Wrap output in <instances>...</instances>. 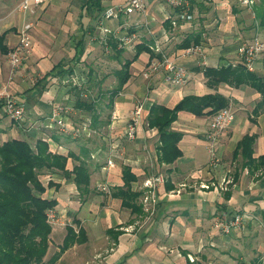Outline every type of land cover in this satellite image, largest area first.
Wrapping results in <instances>:
<instances>
[{"label": "crops", "instance_id": "crops-1", "mask_svg": "<svg viewBox=\"0 0 264 264\" xmlns=\"http://www.w3.org/2000/svg\"><path fill=\"white\" fill-rule=\"evenodd\" d=\"M213 1L210 5L214 6V11H230L237 29L243 31L237 32L243 37L251 36L250 27L239 25L243 19L239 11L248 12L240 6L239 0ZM20 2L0 0V89L8 85L11 93L27 104L28 111L24 122L16 124L0 109V145L12 139H24L35 146L37 140L48 141L49 135L55 134L61 138L60 142H49L52 150L58 153L80 151L84 145L88 147L86 143L73 147L78 144L76 140L79 138L63 135L54 123L53 110L57 107L66 109L68 104H74L77 91L84 90L86 94L83 97L89 98L90 87L87 88V85L76 92L73 89L75 87L71 79L74 73L67 78L62 75L68 70L77 72L80 64L88 69V76L91 69L98 71L97 65L94 66L96 49L89 45L88 38L96 35V38L101 39L105 29L120 34L140 31L149 43L146 40L142 43L141 40L136 43L135 50L139 43L150 47L152 41H158L164 52L192 75L186 86L170 87L163 75L146 78L145 68L142 72L145 80L135 78L132 82V75L125 89L114 98L112 118L115 117L116 121L112 125L114 140H111L113 148L110 147L109 155L113 156V163L107 161L99 164L102 165L99 170L107 172H104L106 184L113 189L107 193L111 198L109 206L89 205L81 197L74 198L70 194L76 192L79 195V191L67 184L61 173L48 175L51 181L60 185L59 189L53 188L47 193L58 201L56 210L61 215L53 225L50 239L61 234L62 245L67 225L73 223L75 229L78 227L74 219L79 221V227L85 230L87 237L85 243L73 246L61 258L76 249L75 252H82L80 259L94 257L91 261L86 260V264H264V167L260 166L257 170L255 166L248 167L247 160L235 155L238 144L245 136H255L253 158L258 160L264 155V112H255L261 96L247 86L209 83L204 75L207 67L215 68L222 62L233 61L227 59L226 45L206 43L210 57L207 67L199 66L193 58L184 57L181 45L185 39L202 34L204 42H207L211 34L205 28L199 31L190 21L178 20L179 27H173L172 21L178 13L159 1H148L145 13L122 17L120 20H107L103 16L109 7L121 0H74L72 4L52 0L41 7H33L26 14L17 12ZM207 5H198L203 10L199 17L206 18L211 12ZM261 9H264V0H256L255 10ZM27 22L34 25L31 32L32 52L13 82L8 83L11 71L8 55L17 45L20 29ZM147 30L151 35H148ZM258 30L254 31L257 33ZM222 35L223 40L228 36L225 33ZM80 52L83 55L82 62L76 63ZM113 54V60L117 62L116 52ZM143 54L147 56L148 63L149 54ZM255 73L264 76V60L257 63ZM147 80L150 81L146 83ZM109 92L101 96L108 97L110 104ZM216 93L229 100V108L235 115L232 125L218 139L220 164L211 167L206 152L207 132L215 115L196 116L189 112H180L178 120L172 125L173 131L183 135L179 143L181 157L170 165L159 164V137L156 130L150 129L147 124L151 106L155 103L172 109L185 97ZM142 103L144 108L141 120L135 126V139L129 140L124 135L128 126L125 127L131 123L134 109ZM62 115L69 117L73 125L79 126L74 118L84 114L74 107L63 111ZM84 116L86 120L89 118ZM90 129L97 132L91 126ZM106 145L108 143L103 145L104 149L108 150ZM124 165L129 166L138 178L133 184L134 191L142 189L140 184L147 180L163 177V183H155L154 188L145 187L138 191L143 193L141 201L146 198L144 193L152 195L153 192L154 196L155 204L144 220L142 215L132 214L131 210L123 208L122 200L113 196L114 189L123 186ZM73 167L74 161L69 160L68 168ZM93 181L92 175V190L88 197L93 194ZM112 202L118 205H111ZM236 214H247L253 221L231 236L220 234L216 223L219 220L228 221ZM97 227L101 229L97 231ZM259 232L261 238L258 237ZM103 253L106 256L101 259Z\"/></svg>", "mask_w": 264, "mask_h": 264}, {"label": "trees", "instance_id": "trees-1", "mask_svg": "<svg viewBox=\"0 0 264 264\" xmlns=\"http://www.w3.org/2000/svg\"><path fill=\"white\" fill-rule=\"evenodd\" d=\"M255 13L257 27L264 33V9L255 10ZM200 44L206 45L202 34L188 37L181 47L185 50L192 45ZM110 47L114 53L116 52L117 58L126 52L117 49L118 43L113 38L110 39ZM143 53L149 54L150 60L161 58L151 51L149 45H137L133 58L126 59L121 68L115 72L117 85L110 92V108H112L114 98L129 83L132 77L131 68L139 61ZM82 56L80 52L76 63L82 62ZM73 73L74 69L68 70V72H63L62 76L67 78ZM95 73L96 70L91 69L89 76L93 77ZM204 75L212 84L252 88L261 96L255 112H264V76L249 72L242 65L234 67L223 62L218 67L205 68ZM73 89L75 92L78 90L77 87ZM84 94H86L84 90L77 91L73 105L80 109L82 114L89 115L92 122L90 125L97 130L101 124L98 102L91 100V95L88 96L89 98H84ZM229 106V100L218 93L201 97H185L172 109L154 103L149 110L147 124L150 129L156 130L159 137L157 146L159 164L170 165L181 157L179 143L183 135L172 130V125L178 120L180 112H189L196 116H213ZM49 140L59 143L61 138L51 134ZM49 140L39 139L33 146L27 140L12 139L0 145V264H56L66 251L87 240L85 230L80 228L79 221L74 219V223L78 226L77 229L74 228L73 223L67 225L66 236L59 252L45 261L50 250V237L53 232L48 213L56 210L58 206V201L50 198L47 192L53 188L59 189L60 185L51 180L45 185L41 178L45 174L61 173L63 180L74 184L82 198L91 192L93 174L88 162L91 151L87 146H82L79 153L68 151L61 154L52 150ZM254 143L255 136H245L238 144L235 155L237 157L241 155L247 160L248 167L255 166L257 170L260 166L264 167V155L258 160L253 158ZM69 160L76 163L72 169L68 168ZM122 175L123 186L116 187L113 196L121 199L122 207L131 210L132 214H141L143 207L139 200L143 193L133 190V184L138 178L126 165L122 166Z\"/></svg>", "mask_w": 264, "mask_h": 264}, {"label": "built area", "instance_id": "built-area-1", "mask_svg": "<svg viewBox=\"0 0 264 264\" xmlns=\"http://www.w3.org/2000/svg\"><path fill=\"white\" fill-rule=\"evenodd\" d=\"M52 0H21L17 7V12L21 14H26L32 10L33 7H41ZM63 2H73L74 0H61ZM151 0H121L120 3L114 4L109 7L103 18L107 20H120L122 17H128L133 14H143L146 11V3ZM159 1L161 4L169 6L170 8L176 10L177 17L172 21L173 27L177 26V21H190L193 20V15L191 14L192 2L194 0H153ZM240 6L243 9L249 11L253 18L256 19L255 6L256 0H239ZM127 26V25H126ZM34 28L32 23H24L19 32V40L17 45L10 51L8 58L12 73L19 71L24 61L28 58L33 48V40L31 32ZM130 28V26H127ZM151 35V32L148 31ZM106 34L105 37L101 39L96 38L91 41L98 42L105 48L107 54L110 53V39H115L118 43V50H129L133 49L137 42H140L144 36L139 32H126L118 33L111 30H104ZM150 49L155 54L159 55L161 58L149 59L147 64V69L144 76L150 79L153 76L163 75L164 81L170 87H183L186 86L192 78L191 73L181 65H178L173 61L162 49L161 44L158 41H154ZM235 59L229 61L226 64L244 66L249 72H256L257 63L264 60V37L257 34L250 42H242L238 45L235 53ZM183 56L195 59L199 66L207 67L209 62V56L207 53V48L205 44L192 45L188 49L183 51ZM84 75V74H83ZM74 77H72L73 86L78 89H82L86 85V78L84 76H79L77 72H74ZM69 80V79H68ZM67 83V81H66ZM69 83V82H68ZM0 106L4 114L15 122L22 123L26 118L28 111L27 104L19 101L10 91L8 85L0 89ZM74 108L73 104H68L67 108L57 107L53 110V120L57 125L59 130L65 136L77 137L80 136L81 131L78 125H73L69 117L63 116V111L72 110ZM144 108V103L138 105L136 109L132 112L131 123H128V128L125 131V136L129 140L135 139V126L141 120V113ZM116 119L115 117H113ZM235 115L230 108L222 109L215 114L210 122L209 130L207 132V150L210 154V166L216 167L220 164V159L218 157L217 143L218 139L222 133H224L234 122ZM111 163L113 160L111 158ZM155 183H163V177H157L153 182L148 181L146 187L154 188ZM154 184V185H153ZM98 188L105 192H110V187L107 184L99 183ZM208 188V186H207ZM152 195H147L151 198V202L154 200L153 192ZM147 200V197H146ZM49 221L52 225L58 222L61 215L57 213V210H51L48 213ZM58 219V220H57ZM253 221V219L247 214H236L233 218L228 221L219 220L216 223V229L220 234L224 236H231L237 232L242 231L246 225ZM76 228V227H74ZM194 262V260H191Z\"/></svg>", "mask_w": 264, "mask_h": 264}, {"label": "rangeland", "instance_id": "rangeland-1", "mask_svg": "<svg viewBox=\"0 0 264 264\" xmlns=\"http://www.w3.org/2000/svg\"><path fill=\"white\" fill-rule=\"evenodd\" d=\"M17 2H18V0H17ZM213 2H214L213 0H194L192 2V10H191V14L193 15V20H190V22H194L193 25L199 31L201 30V28H203V29L205 28L204 30H206L207 33L210 32V34H211L209 37L210 41H207L206 42L207 44L212 43L214 45H218L219 43H224L226 45V49L228 51V53H225L228 56L227 59L228 60L229 59L234 60L235 55H236L235 54L236 49H237L238 45H240V43H242V42H250L253 39V34L256 33L254 30L259 29V28L257 27L256 20L253 18L252 14L249 11L248 12L243 11L242 13L239 11L240 18L241 17L243 18L239 24L240 27H245V28L250 27L249 34L251 36H249V37L244 36L243 37V34H239V32H237V31H241L240 33H243L242 30H238L241 28L237 29V24L235 25L233 18L230 17L231 16L230 11H225L224 9H223V12L214 11V6L210 5ZM237 2H238V0H237ZM237 2H235V3H237ZM70 3L72 4L73 2H70ZM205 3L209 4V5H207V7L211 8V12L209 14H207L206 18H202L199 16L201 14H203V10L200 9L198 7V5L205 4ZM162 4L164 5V3H162ZM204 14H206V13H204ZM231 24H234V26H232ZM239 25H238V27H239ZM176 27H179V25L177 24ZM222 28H225V29H222ZM136 32L141 33L140 31H136ZM224 33L227 34L228 36L226 37V39L223 40L222 34H224ZM258 33L262 34L261 31H259V30L256 33V35ZM95 36L96 35L91 36L88 39H89V45L93 46L96 49V51H95L96 52V57H95L96 60L94 61L95 62L94 66L97 65L98 71L95 73V75H93V77L88 76L87 75L88 69L84 65L80 64L79 66H77L78 67L77 73L79 76H84L86 78V81H87L86 85L88 86L87 88L90 87V89H89L90 91H89L88 95L92 96L91 100H94V101L98 100L99 101L97 103V106H98L99 113L101 115V122H100L101 124H100L99 128H97V130H96L97 132H93L92 129H90V126H91L90 124H92L90 117L86 120L84 115L76 116V118H74V120L76 121V123H79V129L81 131V134L79 137L77 136V138H79V140H76V142L78 144H75L73 147H76V145L80 146L82 143H86V144H88V148L91 151L90 158H89L88 162H89V165L91 166L92 173H93L92 175L94 177L93 194L90 195L89 197L88 196H86V197L82 196L81 199H83V201H85V202H89V205L92 204V205L104 207V206L110 205L111 198L109 197V195L107 193L101 191L98 188L99 183H104V184L107 183L105 181V178H104V176H105L104 172L105 171L102 172L101 170H99V164H105V163H107V161H110L111 158L113 157V156L109 157V155H110V147H111V149L113 148L112 145H110L112 143L111 140H114V138H112L113 137L112 136L113 135V130H112L113 126L112 125L114 124V122L116 120L114 118H112V115H113L112 114V108H110V105L108 103L109 98L106 96H101V94H104V93L106 94L108 91L111 92L115 88V86L117 85V78L115 76V72L121 68L122 64L124 63V61L126 59H132L133 58V56L135 55V49L133 48V49L125 50L126 52L124 53V55L120 56V58H118V61L116 62L115 60H113V57H115V55L113 54V50L111 48H110V53L107 54L105 51V48L98 42V40H96L94 42L91 41L92 39H95ZM105 36H106V34L104 33V37ZM261 36L264 37L263 34ZM144 38L141 39L142 43L145 40L148 42V40L146 38L145 39ZM152 42L154 43V41H152ZM142 43H139L138 45H140ZM30 55H31V53H30ZM30 55L28 57H30ZM146 57L147 56L145 54H143L141 56V58L139 59V61L136 62V64H134L133 67L131 68V73L133 75V79H131L132 82L135 78L136 79L141 78L140 81L145 80L142 77V72L145 68L147 69L148 63H147ZM209 62H210V57H209ZM25 63H26V60L24 61L23 65ZM90 63H91V60L88 62V64H90ZM19 71H16L15 73H12V70L10 71L8 83L13 82L14 78L16 77V75L18 74ZM97 74H99V75L97 76ZM96 77H98V78H96ZM89 78H91L90 82L88 81ZM33 79H35V78H33ZM148 81H150V80H147L146 83H148ZM152 83H153V80H152ZM156 85L157 84H155V86ZM88 121H90V123ZM88 125H89V128H88ZM127 125L125 128H127ZM106 143H108V145H106L108 150L104 149V146H103ZM96 147H98V148L96 149ZM206 148H207V146H206ZM75 151L78 153L79 150H75ZM206 152H207V159L209 161L210 154H209L208 150H206ZM108 163H110V162H108ZM74 164H76V163L74 162ZM144 165H147V164L144 163ZM155 171H157V170H155ZM105 173H107V172H105ZM41 179L44 183H46V185L48 184V182H50V177H48V174H45ZM151 182H153V181H151ZM66 183L69 184L70 186H72V185L74 186V184H72L70 181H67ZM146 183H148V180L146 181ZM146 183L140 184L142 189H145ZM147 188H149V187H147ZM111 189L112 188H110V191H111ZM137 189L138 190H136V191L142 190L139 188H137ZM90 190H92V188H90ZM112 191H113V189H112ZM70 195L74 196V198H77V199L79 197H81L80 194L78 195V194H76V192H74V194L71 193ZM144 196L147 197V200H146V198L145 199L142 198V201H141V199L139 200V203L143 207V212L141 214H139V216L142 215L143 220L149 215L150 208L153 207L155 204L154 200H153V202H151V198H149L147 195H145V193H144ZM113 204L118 205L116 202L111 203V205H113ZM145 205H146V208H144ZM140 221H142V220H140ZM99 229H101V228L97 227V231ZM97 233L101 235L100 232H97ZM258 237L259 238L262 237L260 232L258 234ZM61 239H62L61 234H57V235L53 236V238H51L50 250H49L48 256L46 257L45 261H48L54 254L59 252V248L61 246ZM75 251H77V250L75 249V250L70 251L63 259L61 258L60 261H58L56 264H86L87 261H91L94 259V257L90 259V256H86L83 259H80L79 256L82 252L80 253V252H75ZM104 256H106L105 253H103V256L101 257V259ZM98 260H100V258ZM90 264H93V262H91Z\"/></svg>", "mask_w": 264, "mask_h": 264}]
</instances>
